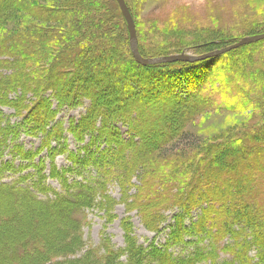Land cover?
<instances>
[{
  "label": "trees",
  "instance_id": "trees-1",
  "mask_svg": "<svg viewBox=\"0 0 264 264\" xmlns=\"http://www.w3.org/2000/svg\"><path fill=\"white\" fill-rule=\"evenodd\" d=\"M89 1L84 2L86 4L84 7L83 0H39L41 2L39 4L43 3V6H37L34 11L27 12V16H38L44 26H37L28 21L25 22L28 27H23L25 30H17L11 35L0 33V55L7 57L4 60L5 68L15 72L14 77L7 76L0 80V108L10 106L16 115L21 116L25 106L22 95L26 91L31 90L35 94L33 98L48 89L52 91L56 97L52 98L58 102L54 110L41 94L40 99L35 100L28 114L21 119L22 125L23 123L27 125L26 133L42 135V143L46 146L52 141L58 144L64 141L59 126L55 128L52 125L50 129L48 127L55 113L65 105L73 106L75 102L79 104L83 99H88L86 115L72 125L69 132L79 141H82L85 135L97 134L96 138L88 140L87 145L83 147L82 157L79 154L71 156L73 168L93 165L96 175L71 183L64 180V191L57 192L51 189V194L46 198H40L37 192L33 191L36 186L42 192L49 191L42 183L45 179L41 170L43 163H39L37 166L39 168L35 170L37 180L31 179V184L25 186L21 181L12 183L1 181L7 166L0 161V264H51L56 257H60V261L54 264H218L220 250L229 254V258H225L223 264H264L263 130L261 133L263 135L259 132L257 134L246 132L241 135L244 145L247 144L246 147L254 154L248 159L249 164H253L252 168L244 167L246 162L241 158L235 160L232 158L234 162L231 161V164L227 162L228 160H223L224 162L218 161L213 165L209 164L211 161H204V158L197 162L194 160L196 163L188 160L187 163L180 165L182 170L179 174L178 171L169 172L165 169L169 168L168 165L165 166L166 164H156L157 169L161 166L164 168L160 174L162 181H166L164 182L166 184L171 183L177 192L171 193L169 198H162L151 189V192L137 193L127 205L132 204L142 214L145 225L153 232H158L161 223L166 219L161 213L160 206L164 205L163 208H166L171 205L176 209L163 245L158 246L153 242L148 245L138 244L130 233L129 223L122 219L124 231L122 247L114 248L109 245L107 238H102L97 248L82 252L85 245L81 235V222L85 210L101 207L105 209L108 217L112 213L114 199L100 195L111 175L128 180L130 176H134V166L138 164L137 171L140 170L143 176H148L144 178L147 185L155 186L160 183L161 178L145 172L149 170L147 163L155 153L160 154L158 158L162 162L165 161L167 150L165 147L168 146L166 140L170 135L172 134V139H177L176 142L184 143L183 146L195 144L191 143L189 136L182 134L178 122L165 121L167 116L177 110L170 100L164 98L168 103L165 107L158 108L153 106V102H149L145 95L142 99L133 98L129 93L126 95L125 92L131 89L129 87L131 76L135 75L134 66L144 69L154 67L139 65L128 45L126 49L123 47L116 49L113 46L115 39L110 38L109 27H102V24L94 23L87 16V13L91 15L90 13L95 12L91 9ZM23 3L21 0H0V30L10 18L17 24L19 20L21 21V18H17V12L23 11ZM57 3L60 5L56 9L54 6ZM32 5L33 3L29 4ZM68 15L71 16V20ZM49 22L67 26L66 30L57 31L50 28L46 25ZM156 65L159 64L154 66ZM120 86L122 94L125 93L124 101L109 108L103 106L100 102L103 96L101 92L104 91L102 89ZM16 91L20 95H17ZM238 91L241 92L240 89ZM13 92H16V95L12 99L9 96ZM222 94L226 97L225 90ZM40 100L46 102L44 109H41ZM219 105L222 108L226 103ZM204 108L200 106L197 110ZM103 109L106 112L108 109L111 110L112 114L117 111L119 116L129 114L130 110L136 114L140 111L143 115V119L142 116L137 117L140 122H134L131 118V124L130 118L125 119L135 132H139L140 135L143 133L144 138L149 131L157 127H168L172 131L170 134L161 131L159 135L161 139L153 141L154 144L145 142L146 146L140 149L134 147L131 150L127 142L124 144L120 142L119 128L103 130ZM145 109L152 110L153 116H156L149 127L145 119ZM180 110L184 115L186 109ZM13 132L15 134H12ZM10 135L12 137L9 139ZM17 136L16 129L12 128L9 121L4 120L0 111V152L7 147L8 141L17 139ZM261 141L262 147L259 148L258 144ZM99 142L103 143L100 150L97 148ZM51 148L53 151L56 150ZM169 148L173 150L178 147L171 145ZM230 149L226 147L214 149V157L211 159L224 157L230 160ZM13 150L28 161H33L38 155V152L24 151L18 145H13ZM244 154L246 155V152ZM54 155L55 152H52L49 158H54ZM175 173L178 174L177 178H174ZM55 176L59 177V174L56 173ZM153 179L156 182H153ZM261 182L262 187L259 184ZM137 198L139 204L135 205ZM195 207L199 209V214L195 221H190L186 226V215H190ZM252 208L256 209L255 212ZM224 240L225 244L220 248ZM179 245L184 247L191 245L192 248L185 255H175L171 248Z\"/></svg>",
  "mask_w": 264,
  "mask_h": 264
},
{
  "label": "rangeland",
  "instance_id": "rangeland-1",
  "mask_svg": "<svg viewBox=\"0 0 264 264\" xmlns=\"http://www.w3.org/2000/svg\"><path fill=\"white\" fill-rule=\"evenodd\" d=\"M21 1L24 2L22 4L24 9L17 12V18H21V21L19 20L17 24L13 22L14 19H8L3 29L0 30L2 35H11L17 30H25L24 28L28 27L25 22L28 21L37 26H44L38 16H27V12L34 11L37 6H43V3L39 4L41 3L39 0ZM85 1L82 2L84 7ZM89 2H91V9L95 12L90 13L91 15L87 13V16L94 23L102 24V27H109L110 38L115 39V44L112 43L113 46L116 49L118 47L126 49L127 45L129 47L127 28L124 21L121 20L122 15L116 0H90ZM125 2L134 20L139 53L145 58L181 52L202 55L227 47L241 38L264 33V0H125ZM30 3H33L34 6H29ZM59 5L60 3H57L54 8L57 9ZM88 8H90L89 5ZM104 14L105 16H103ZM67 17L71 20L70 15ZM87 20L89 22V18ZM68 23L70 24V21ZM46 25L57 31L58 29L65 31L67 27H63L58 22H49ZM223 54L226 56L225 58L224 55H219L213 59L205 58L189 64L174 62L156 66L150 65L154 68L149 69L134 66L135 75L131 76L132 79L129 82L131 89L125 92L126 95L129 93L131 97L136 99L146 97L150 100L149 102H153V106L158 108L165 107L168 103L165 100H170L172 102L170 103L175 105L177 110L172 109L176 111L167 116L165 121L178 122V126L182 128V134L189 136L191 143H195L183 146L184 143L176 142L177 139H172L171 134L170 138L166 140V145L168 144L166 147L168 148L165 147L167 149L165 161L162 162L158 158L159 153L150 157L151 160L147 163L149 170H145V172L153 173L150 176L162 177L160 174L164 168L161 166L157 169L159 164H166L165 166L168 165L169 168L165 169H168L169 172L178 171L179 174L182 170L181 164L187 163L188 160L196 163L202 158L205 159L204 161H211L209 162L211 165L218 161L224 162L223 160H228L227 162L231 164L235 158H241L246 162L244 167L252 168L251 165L253 164H249L248 159H251L254 154H251L250 148L246 147L247 144L244 145L241 135L246 132H251V134L252 132L253 134L259 132L261 134L263 133L262 130L264 131V39L231 49ZM6 59L7 57H4L3 54L0 55V80L7 76H15L14 71L5 68L4 60ZM235 86L236 88H233ZM120 89L121 86L102 89L104 90L101 92L103 96L101 99L100 96L98 98L101 100V104L109 108L115 103H122L125 93L122 94ZM223 90H225L226 97H223ZM16 92L11 93L12 95L9 97L13 99L14 95H20L19 92ZM41 94L46 97L50 106L52 105V108L50 106L49 108L54 110L58 102L52 98L56 97L49 89L40 92L36 98H33L35 94L31 90L26 91L22 95L25 106L21 116L16 115L10 106L5 105L0 108L4 120L9 121L12 128L16 129L18 133L17 139L8 141L7 147L0 152V161L6 163L5 166H7L1 181L5 183L21 181L25 186L31 184V179L37 180L35 170L39 168L37 167L39 163H43L41 170L45 179L42 180V183L49 191L42 192L37 186L36 189L33 188V191L37 192L40 198H46L51 194V189L63 192L64 180L71 183L85 178L89 179L96 175L93 165H86L85 168H73L71 156L79 154L82 157L83 147L87 145L88 140L97 134L85 135L83 140L79 141L69 132L70 127L86 115L89 107L88 99H83L79 104L75 102L72 104L73 106L61 107L55 113L53 121L49 122V129L52 125L55 128L60 127L64 137V141H60V144L52 141L45 146L42 143V135L34 136L26 133L27 125L23 123L25 128L21 119L23 120L28 114L31 106L36 102L35 100L40 99ZM224 102L226 106L221 108L219 104ZM41 105V109H44L46 102L42 101ZM200 106L205 108L198 111ZM181 108L186 109L184 115L181 113ZM152 110H144L148 127L156 117L153 116ZM103 111V130L107 131L113 127L119 128L120 142L123 144L127 142V146L131 150L134 147L140 149L145 145V142L152 144L153 141L156 142V140L161 139L159 136L161 131H165L164 133L167 134L172 131L168 127H157L158 129H151L152 131H149L144 138L143 133L140 135L139 132H135L131 125L132 119L134 122H140L138 116H142L141 119H143L140 111L136 114L130 110L129 114H123L124 116H119L117 111L112 114L109 109L110 114L104 109ZM161 113L163 114V112ZM126 117L128 120L130 118L131 124L125 119ZM148 127H146L147 131ZM9 131L11 130L9 129ZM11 137L10 135L9 139ZM144 139L147 140L144 141ZM262 143L263 141L258 144L259 148L262 147ZM13 145L21 146L27 152H38V155L33 161L25 160L13 150ZM50 145L56 150H51ZM60 145L62 147H59ZM171 145H177L178 148L170 150ZM162 146L161 149L163 150L164 144ZM237 146L240 148H236ZM102 147L103 143L99 142L97 144L98 150ZM219 147L233 148L230 149V160L224 157L212 160L214 149ZM52 152H55L54 158H49ZM152 163L155 165L153 166ZM137 168L138 164L134 166V176H130L128 180L127 178L118 179V177L111 175L103 186L100 195L103 194V196L115 201L110 217L101 207L85 210L81 222V235L85 245L82 252L97 248L101 244L102 238H107L109 245L114 248L122 247L124 245L122 219L129 223L130 233L138 244L148 245L153 242L155 245L161 246L165 243L169 225L173 223L176 209L172 208L171 205L166 208L161 205V213L166 219L161 223L159 231L153 232L150 227L145 225L142 214L132 204V206L127 204L133 200L137 193L151 192L152 189V192L160 197L169 198L171 193L177 192V189L172 187L171 183H164L166 181L163 182L162 178L160 183L155 186L147 185L144 178L148 176H143L140 170L137 171ZM56 173L59 174V177L55 176ZM178 174L175 173L174 178H177ZM62 176L63 178H61ZM152 181L156 182L154 179ZM262 183H259L260 187H262ZM138 204L139 198H137L135 205ZM255 210L252 208L253 212ZM198 214L199 209L195 207L191 210L190 215H186L185 225H189L190 221H195ZM224 244L225 240L221 242L220 248ZM191 248V245L186 247L179 245L171 248V251L175 255H185ZM219 253L218 264H223L225 258H229V254L222 250ZM57 261H60V257L54 258L51 264Z\"/></svg>",
  "mask_w": 264,
  "mask_h": 264
},
{
  "label": "water",
  "instance_id": "water-1",
  "mask_svg": "<svg viewBox=\"0 0 264 264\" xmlns=\"http://www.w3.org/2000/svg\"><path fill=\"white\" fill-rule=\"evenodd\" d=\"M116 2L118 4L120 13L122 15V18L127 28L130 52L133 58L136 60V62L141 65H155V64L174 63V62L193 63L201 59L211 58L215 56L217 57L223 54L224 52L230 51L231 49H235L240 46L264 39V33H261V34L241 38L237 42L227 47H224V48H221L215 51H210L202 55H195L191 53L181 52V53L170 54V55H165V56L145 58V57H142L141 54L139 53L138 46H137V37H136L134 20H133V17L131 15V12L129 11V8L125 0H116Z\"/></svg>",
  "mask_w": 264,
  "mask_h": 264
},
{
  "label": "bare ground",
  "instance_id": "bare-ground-1",
  "mask_svg": "<svg viewBox=\"0 0 264 264\" xmlns=\"http://www.w3.org/2000/svg\"><path fill=\"white\" fill-rule=\"evenodd\" d=\"M215 57H216V56H215ZM215 57H211V58L213 59V58H215ZM185 63H187V62H185ZM188 64H189V63H188ZM170 84H171V83H170ZM170 84H169V85H170Z\"/></svg>",
  "mask_w": 264,
  "mask_h": 264
}]
</instances>
